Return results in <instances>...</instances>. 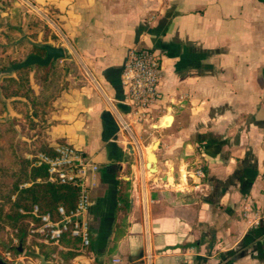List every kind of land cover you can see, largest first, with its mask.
<instances>
[{"label":"crops","instance_id":"0c3cea01","mask_svg":"<svg viewBox=\"0 0 264 264\" xmlns=\"http://www.w3.org/2000/svg\"><path fill=\"white\" fill-rule=\"evenodd\" d=\"M29 1L75 60L44 139L82 149L98 171L89 246L64 240L47 260L33 246L24 264H264V0ZM142 47L163 52L149 119L171 117L153 129L151 178L142 124L126 132L117 120L129 109L122 67ZM199 164L202 191L187 192L181 173Z\"/></svg>","mask_w":264,"mask_h":264},{"label":"trees","instance_id":"16d2710c","mask_svg":"<svg viewBox=\"0 0 264 264\" xmlns=\"http://www.w3.org/2000/svg\"><path fill=\"white\" fill-rule=\"evenodd\" d=\"M35 49L43 51L39 45ZM36 53L38 52L31 54ZM51 65L52 61L42 66L22 67L14 71L13 76L0 78V115L7 110L8 104L10 110L21 113L19 117L0 118V228L7 226L13 229L15 236L19 238V244L27 241L31 247L37 246L39 252L44 254V260L48 259L54 249L34 238L27 240L29 222H38L37 213L48 212L53 218H57L58 205H62L66 211L72 209L77 188L70 184L43 181L45 166H32L25 154L50 151L44 134H30L27 142L17 134L14 123L23 119L31 123L33 128L36 118L47 119L52 109V100L63 88L58 90L53 85L44 84L49 79ZM24 182H29V185L19 188ZM33 205L38 208L36 213L32 211ZM64 240L78 241L66 235L60 242ZM4 245L8 247L7 243Z\"/></svg>","mask_w":264,"mask_h":264},{"label":"built area","instance_id":"2783aa9c","mask_svg":"<svg viewBox=\"0 0 264 264\" xmlns=\"http://www.w3.org/2000/svg\"><path fill=\"white\" fill-rule=\"evenodd\" d=\"M162 57L163 52L154 47L134 49L127 55L121 70L120 83L125 90L121 103L129 109L125 117L117 113L122 130L130 132L131 123L149 121L148 110L160 99L158 85L161 79ZM49 148V152L39 151L31 154V165L45 166L43 181L75 186L76 200L74 207L69 211L58 205L57 218H53L48 212L37 213L38 222H29L27 240L34 238L42 244L58 245L66 235L77 239L80 247L86 248L90 244L89 224L85 218L89 207L88 191L96 184L95 174L98 166L82 149L70 143L56 142ZM205 175V170L199 165L195 168H185L181 173V179H184L183 189L187 192L202 191ZM27 185L29 182H24L19 188ZM37 210V206L33 205V213ZM14 242L16 244L17 240L14 239ZM51 257H55L54 254H51ZM113 261L118 260L115 258Z\"/></svg>","mask_w":264,"mask_h":264},{"label":"rangeland","instance_id":"374dc122","mask_svg":"<svg viewBox=\"0 0 264 264\" xmlns=\"http://www.w3.org/2000/svg\"><path fill=\"white\" fill-rule=\"evenodd\" d=\"M4 7L10 8L11 12L0 16V70L4 69L11 63L23 60L27 55L38 52L36 54L44 56V50H36L35 47L41 43H48L54 46H60L59 40L62 37L61 31L57 27V22L44 16L38 7L31 4L29 0H1ZM32 5V6H31ZM3 7V8H4ZM67 44V43H66ZM68 45V44H67ZM66 46V45H65ZM64 56H72L67 49H65ZM62 58H58L52 61V65L48 71V77L45 85H53L54 88H62L68 84L67 77L69 76L70 69L75 67L74 61L66 62ZM14 73L1 74L4 76H13ZM36 88L35 84H32ZM59 90V89H58ZM11 116H21L20 112L12 111L8 108L4 111L0 118L10 119ZM22 120V121H21ZM14 124V128L19 136L25 138L28 142L30 134H37L38 136L45 135V128L47 119L36 118V124L31 128V123L23 121L21 119ZM142 127L139 129L141 144L143 151L145 147L149 146L151 141L157 137V133L153 132L157 122L149 119V121H141ZM22 126V128H21ZM144 128V129H143ZM34 154V153H32ZM31 153L25 154V158L30 161ZM197 165H188L187 168H195ZM199 166L202 167L201 164ZM136 168H143V161L138 158L136 162ZM156 172L147 171L148 178ZM10 227L0 228V257L6 261H21L27 263L25 256L30 255L33 251L27 241L18 243V239ZM14 239L17 240L15 244ZM7 243L8 247L4 244ZM13 246H20L21 251L14 250ZM11 248V249H10Z\"/></svg>","mask_w":264,"mask_h":264},{"label":"water","instance_id":"95a60500","mask_svg":"<svg viewBox=\"0 0 264 264\" xmlns=\"http://www.w3.org/2000/svg\"><path fill=\"white\" fill-rule=\"evenodd\" d=\"M39 47L44 50V56H40L38 54H29L27 55L23 60L17 61L14 63L9 64L4 69L0 70L1 74H10L14 71L27 66H33V65H46L51 61H54L58 58H62L64 56V49L61 46H54L48 44V43H41L39 44ZM159 144V140L155 139L151 142L150 150L146 154V162L145 166L146 169L150 172L156 171V162L157 157L155 154V150L157 149ZM18 251H21L20 246H18ZM0 264H24L21 261H6L2 258H0Z\"/></svg>","mask_w":264,"mask_h":264},{"label":"bare ground","instance_id":"6f19581e","mask_svg":"<svg viewBox=\"0 0 264 264\" xmlns=\"http://www.w3.org/2000/svg\"><path fill=\"white\" fill-rule=\"evenodd\" d=\"M171 122V117L170 116H164L163 118L160 119V122H158V126L164 127V126H168ZM157 125V124H156ZM151 145V144H150ZM150 145L145 147V153H144V158L146 159V154L147 152L150 150ZM143 147V146H142ZM144 162V161H143ZM156 172V171H155ZM139 173V172H138ZM170 181V179H169ZM184 179H181V183L183 184ZM180 186V185H179ZM178 186V187H179Z\"/></svg>","mask_w":264,"mask_h":264},{"label":"flooded vegetation","instance_id":"af4514ba","mask_svg":"<svg viewBox=\"0 0 264 264\" xmlns=\"http://www.w3.org/2000/svg\"><path fill=\"white\" fill-rule=\"evenodd\" d=\"M20 248H21V247H20ZM13 249H14V250H17V249H18V246H16V247L13 246ZM0 258H1V257H0Z\"/></svg>","mask_w":264,"mask_h":264}]
</instances>
